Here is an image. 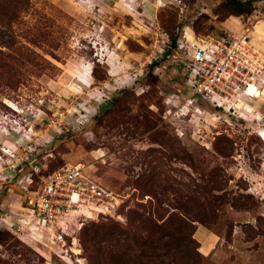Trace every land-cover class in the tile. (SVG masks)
<instances>
[{
	"label": "rangeland",
	"instance_id": "374dc122",
	"mask_svg": "<svg viewBox=\"0 0 264 264\" xmlns=\"http://www.w3.org/2000/svg\"><path fill=\"white\" fill-rule=\"evenodd\" d=\"M224 1L0 0V264H264L263 86L177 118L181 72L149 71L155 32L247 37L264 65V2L225 19ZM11 154L37 159L35 183L81 164L117 202L64 242L31 232Z\"/></svg>",
	"mask_w": 264,
	"mask_h": 264
},
{
	"label": "built area",
	"instance_id": "2783aa9c",
	"mask_svg": "<svg viewBox=\"0 0 264 264\" xmlns=\"http://www.w3.org/2000/svg\"><path fill=\"white\" fill-rule=\"evenodd\" d=\"M154 37L158 57L169 60L181 72L182 95H171L173 107L167 112L177 118L198 111L200 103L215 111H229L231 103L234 101L232 106H237L251 85L260 84L264 88L263 61L247 37L206 41L190 37L184 31L174 45L164 33L155 32ZM9 156L10 162H16L12 168L14 178L22 172L19 164L25 161L14 154ZM32 169L35 173L39 171L37 167ZM18 185L25 211L20 222L31 232H46L56 242H64L71 223L79 229L82 218L110 214L113 202H117L112 192L85 178L81 164L67 165L41 176L34 190L30 188L33 185L30 174L19 178Z\"/></svg>",
	"mask_w": 264,
	"mask_h": 264
},
{
	"label": "trees",
	"instance_id": "16d2710c",
	"mask_svg": "<svg viewBox=\"0 0 264 264\" xmlns=\"http://www.w3.org/2000/svg\"><path fill=\"white\" fill-rule=\"evenodd\" d=\"M263 2H264V0H225L224 3L230 8V10L228 11V13L225 16V19L227 17H229V16L238 17V16H244V15H246V16L250 15L255 10H257V8L259 9V6H261V4ZM176 39H177V37H175L173 35L172 37H170V43L172 45H174V43L176 42ZM164 60L165 59L162 58V59H158V60H155L154 62H152V64L149 66V71H152L156 67H160L162 61H164ZM111 102H113V101L107 102V103H105L103 105L102 109H103L104 112L107 111V109L111 105ZM24 165L26 166L25 168H27L29 171L25 172V171H27V169H22V172L20 174H18V175H23L24 173H27L28 175L30 174L32 179H33V181H34L33 185H35V188L32 187L33 185L30 188H31V190H34V189H36V183L38 184V182H39L38 181V182L35 183V179H37V176H38L39 173L35 174L33 169L29 167V163L28 162L24 163ZM146 188H147L146 192L153 193L154 195H156L157 192L160 193V194L164 193V190H163L162 186L159 185V184H151V185L147 186ZM154 226L155 227H159V226H157L155 224H154ZM155 227H150L148 229L146 228L145 230H147L148 233L151 234V235H156V234L162 235V233L164 231L163 228L162 229H154ZM197 249H198V247H195L193 250L196 252ZM148 258H150V257H148ZM148 261L152 262V260H150V259H148ZM163 264H177V263H176V261H174V262L172 261L170 263L164 262ZM178 264H187V262H180Z\"/></svg>",
	"mask_w": 264,
	"mask_h": 264
},
{
	"label": "bare ground",
	"instance_id": "6f19581e",
	"mask_svg": "<svg viewBox=\"0 0 264 264\" xmlns=\"http://www.w3.org/2000/svg\"><path fill=\"white\" fill-rule=\"evenodd\" d=\"M257 93H258V90L255 88L254 85H251L250 87H248V89H247L246 93H244V95L245 96L250 95L251 97H255L257 95ZM242 105H243L242 102H239L237 104V106H242Z\"/></svg>",
	"mask_w": 264,
	"mask_h": 264
},
{
	"label": "water",
	"instance_id": "95a60500",
	"mask_svg": "<svg viewBox=\"0 0 264 264\" xmlns=\"http://www.w3.org/2000/svg\"><path fill=\"white\" fill-rule=\"evenodd\" d=\"M37 162V159L35 158L31 163H30V167H34V164Z\"/></svg>",
	"mask_w": 264,
	"mask_h": 264
}]
</instances>
